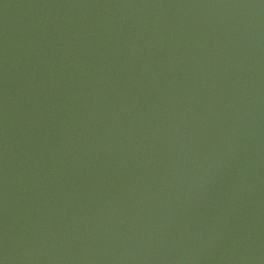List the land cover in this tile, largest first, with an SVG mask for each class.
<instances>
[{
	"label": "water",
	"instance_id": "obj_1",
	"mask_svg": "<svg viewBox=\"0 0 264 264\" xmlns=\"http://www.w3.org/2000/svg\"><path fill=\"white\" fill-rule=\"evenodd\" d=\"M264 264V0H0V258Z\"/></svg>",
	"mask_w": 264,
	"mask_h": 264
},
{
	"label": "clouds",
	"instance_id": "obj_2",
	"mask_svg": "<svg viewBox=\"0 0 264 264\" xmlns=\"http://www.w3.org/2000/svg\"><path fill=\"white\" fill-rule=\"evenodd\" d=\"M0 264H7V257L0 258Z\"/></svg>",
	"mask_w": 264,
	"mask_h": 264
}]
</instances>
